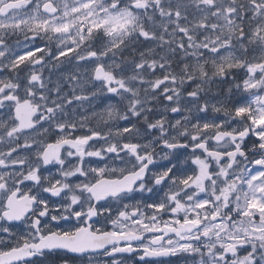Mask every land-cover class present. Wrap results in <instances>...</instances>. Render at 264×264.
Instances as JSON below:
<instances>
[{
  "label": "snow or ice",
  "instance_id": "6c2138e0",
  "mask_svg": "<svg viewBox=\"0 0 264 264\" xmlns=\"http://www.w3.org/2000/svg\"><path fill=\"white\" fill-rule=\"evenodd\" d=\"M20 36L87 79L66 93ZM0 71V264H264V0H0ZM100 98L98 125L126 123L74 135Z\"/></svg>",
  "mask_w": 264,
  "mask_h": 264
},
{
  "label": "rangeland",
  "instance_id": "374dc122",
  "mask_svg": "<svg viewBox=\"0 0 264 264\" xmlns=\"http://www.w3.org/2000/svg\"><path fill=\"white\" fill-rule=\"evenodd\" d=\"M20 40V46L18 48V51H27L29 49L33 50V57H30L29 60L31 59H35V58H39V57H43L44 61H43V65H34L35 69H40L43 66V75L45 78L51 77V81L52 84H55L56 82H60L63 89L65 90L66 93H70L73 85V82H71L69 80V76L77 71L80 72L81 75V80H86L87 79V74L83 71L82 68H78V65L75 61L73 62H69L66 58H61L62 63H57L51 56L47 55V52H39V51H35V48L37 46L44 48L45 50H47V48H51L53 50V52L56 51L57 49V43L55 41V39H53V41L49 42L46 39H39L38 41L36 40L35 42H30V41H26L23 42L24 39L22 38H18ZM12 41H14V37L12 38ZM97 41H103L106 42L107 38L106 37H100L97 36L96 40L93 41V43L95 44ZM144 45H140L138 48V51L143 50L141 49ZM71 55V54H69ZM26 65L28 64V61L26 60ZM53 65H56L55 67H53ZM21 68L23 69V71L21 72V75L24 76L27 74L28 68L25 67L24 65L21 66ZM0 76H4L3 74H0ZM52 84H50L49 86L51 87ZM91 86H87L86 87V92L85 94H87V88H90ZM77 94H80L79 89H77ZM211 94H215V89L213 87L212 93ZM243 96H245V99H248L246 94H243ZM244 99V100H245ZM106 100H104L103 98L100 99H90V101H84L82 103L80 102H74V104L72 106H69L70 108H74L72 109V111L74 112L75 116L79 119L80 117L85 115V111H87L88 113H93L94 111H101L102 107L104 106V104H106ZM76 106V107H74ZM215 114L217 113H212L211 111H209V113L205 116L204 114H201V116L203 118L206 119H210L213 116L217 119L221 116H216ZM176 115H173V117H171V119H173ZM89 117V116H88ZM119 124L120 126H123L126 122L124 121H119V122H109L108 125H112L115 128V124ZM87 125H96L97 121L95 117H89V120L86 122ZM47 125V124H45ZM98 125V124H97ZM103 125V124H100Z\"/></svg>",
  "mask_w": 264,
  "mask_h": 264
},
{
  "label": "flooded vegetation",
  "instance_id": "af4514ba",
  "mask_svg": "<svg viewBox=\"0 0 264 264\" xmlns=\"http://www.w3.org/2000/svg\"><path fill=\"white\" fill-rule=\"evenodd\" d=\"M0 72L2 74H4V75L5 74L7 75V73H5L3 71H0ZM232 123H233V125H235L236 122L233 121ZM109 126H112V125H87L85 128L78 129L77 133H74V135L75 134H86L87 131H88V128H90V127L91 128L99 127L101 129H103L104 131H107V128ZM37 127L39 128L40 126L38 125ZM44 127H47V125H44ZM113 131H115V128L114 127H113ZM33 135H37V134L36 133H33ZM37 138L39 139V138H41V136L40 135H37ZM42 138L45 140V142L52 143V142H54V140H55L56 137H55V133L52 130H50L49 133L47 135H44ZM157 152L160 153V149L159 148L157 149ZM62 154H63V152H62ZM160 154L162 155V153H160ZM88 159H90L93 162L92 163V166L93 167L97 166L98 158L93 157V158H88ZM171 159L173 160V162H175L176 161L175 155H173L171 157ZM187 159H188V157H187L186 154L185 155H182L180 157L178 166L181 167V168H186V169H193V168H195V165H192L190 163V161L187 162V163H185V161H187ZM70 160L72 162H75V158L74 157L73 158H70ZM99 163H100V166H103V162H99ZM109 163L112 164V166H116V164H113L111 161H109ZM160 163L166 165V164L169 163V161L165 160V161H161ZM57 169H58V166H56V165H49L47 167V169H42V171H44L46 174H47L48 171H51L53 173H56L57 172ZM20 187H21V190L22 191H25L26 190V187H30V184H29V182H25V185H21ZM35 191L36 190L33 189L32 194H35ZM42 195H44L46 198L49 199L50 206L52 204L57 203L59 201V199H60V198H57V197H50L49 194H42ZM160 195L162 196V193ZM154 198L155 197L149 198L148 199V202H151V200L154 199ZM126 202L127 203H136L137 201H126ZM142 211H144V212H151L150 209L143 208V207H142ZM113 215H115V210L113 212ZM164 218L165 219H168L169 217L168 216H165ZM51 223L53 224L54 227L56 226V222H51ZM74 223H75L74 220L73 221H70L68 223H65V222L61 221L60 222V226L61 227H70ZM106 226H107V228L109 230H111V224L110 223H108ZM21 229H23V225H21ZM145 235H146V237H150L151 236V234H147V233ZM113 259L121 260L122 261V264H144V261H140L139 260V254L138 253H132V254H128V253H125V254H117V256L114 257V258L113 257L104 256L103 254H94L93 264H111V261ZM161 259L162 260H165V261H167L168 259H171L174 262V264L177 261V258H175V257H173V258H161ZM189 263H192V260H189L188 261V264ZM78 264H79V262H78ZM84 264H87V262L85 261ZM152 264H155V261L154 260H153Z\"/></svg>",
  "mask_w": 264,
  "mask_h": 264
}]
</instances>
